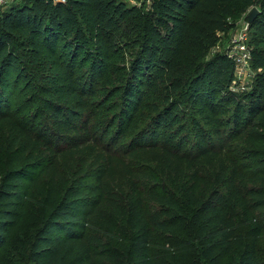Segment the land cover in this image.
<instances>
[{"label": "trees", "instance_id": "16d2710c", "mask_svg": "<svg viewBox=\"0 0 264 264\" xmlns=\"http://www.w3.org/2000/svg\"><path fill=\"white\" fill-rule=\"evenodd\" d=\"M252 7L261 12L252 30L264 24V0H155L147 16L118 0H26L23 7L13 4L0 16L1 79L9 70L21 72V37L54 47L73 31L80 39L82 12L103 45L108 32L122 25L140 28L147 41L137 60V81L127 89V125L130 130L141 127L136 148H101L88 137L72 150H55L42 140L33 141L25 128L19 130L18 142L45 161L41 176L48 200L58 201V220L42 229V235L52 228L61 235L47 247L41 236L33 253L24 248L28 242L11 244L35 182H9L10 194H0V264H223L221 250L237 256L232 264H264L257 246L264 234V175L256 169L264 152L233 143L226 150L224 144L216 148L215 138L205 130L197 131L193 147L184 150L163 130L177 122L185 101H196L207 120L208 108L214 115L221 113L216 86L226 78L230 62L217 55L208 60L207 55ZM67 47L73 50L71 44ZM82 47L78 43L74 51ZM252 56L264 71V56L256 51ZM143 76L153 93H139L135 83ZM235 102L231 99L228 105ZM236 107L238 127L246 115L245 131L238 129L239 135L246 144L248 138L260 139L253 131L264 130V72ZM207 123L211 127L217 122ZM76 164L83 176L69 184L67 173ZM187 228L197 240L193 252L180 247L191 243L171 240ZM160 235L166 236L163 245L156 240Z\"/></svg>", "mask_w": 264, "mask_h": 264}, {"label": "rangeland", "instance_id": "374dc122", "mask_svg": "<svg viewBox=\"0 0 264 264\" xmlns=\"http://www.w3.org/2000/svg\"><path fill=\"white\" fill-rule=\"evenodd\" d=\"M118 1L124 2L129 8H136L144 16L151 13L148 4H140L134 0ZM13 4L23 7L26 0H17ZM251 9L242 15L233 30L221 35L218 46L207 55L208 60L217 55L226 57L230 62L226 78L216 86L218 93L215 96L222 106L221 113L214 115L210 108L206 111L208 120H216L217 123L210 127L196 101H185L177 111V122L163 128L166 134L174 138V146L190 150L196 142L197 131L205 130L215 138L216 148L224 144L226 150L228 144L233 143L245 150L264 152V130L255 129L253 132L260 139L248 138L246 144V137L239 135L238 131L240 128L245 131L246 115L239 127L234 122L237 103L252 91L258 77L264 72L254 65L253 59L245 57V53L254 51L264 56V24L246 30ZM78 20L82 37L76 39L73 31L55 47L41 41L35 44L32 36L21 37L18 42L21 72L18 74L9 70L2 79L0 77V194H10L8 183H15L17 179L25 184L30 182L29 178L35 182L23 220L10 235L11 244L30 243L24 248L29 247L31 253L41 236L45 241L44 247H47L49 244L46 243H50L49 240L53 242L61 235V231L52 228L45 237L42 235V229L46 230L49 224L58 220V201L48 200V189L41 176L45 161L37 153L31 154V147L18 142L19 130L25 128L31 133L33 141L42 140L44 145L55 150H72L88 137L93 138L101 148L114 147L116 150H131L139 143L138 133L141 127L130 130L127 125L128 112L130 113L127 89L137 81V60L143 56L146 35L140 28L122 25L118 31L108 32L110 36L103 45L83 12L78 15ZM78 43L83 47L75 52L74 46ZM68 44L72 45V51L67 47ZM141 70L146 74L145 67ZM147 78L143 76L140 82L135 83L140 87L141 95L148 90L154 92L150 90L151 84ZM231 99H236V102L228 105ZM243 104H247V101H243ZM151 108L154 116L157 110L154 105ZM86 128L88 132L85 133ZM251 128L252 126L248 127L249 130ZM41 150L46 152L45 147ZM258 162L260 165L256 169L264 175V160ZM82 176L81 165L78 164L73 171L67 173L69 184ZM63 192L64 189L60 193L61 198L64 196ZM192 233L187 228L172 236L171 240L178 245L182 242L191 243V246L180 247L193 252V245H197V240ZM156 240L159 245H163L166 236L160 235ZM257 246L260 260L264 261V234L259 238ZM220 255L223 264H232L237 260L236 255L225 254L222 250Z\"/></svg>", "mask_w": 264, "mask_h": 264}, {"label": "built area", "instance_id": "2783aa9c", "mask_svg": "<svg viewBox=\"0 0 264 264\" xmlns=\"http://www.w3.org/2000/svg\"><path fill=\"white\" fill-rule=\"evenodd\" d=\"M17 0H0V16L4 13L5 9L15 3ZM53 2H61V3H67V0H52ZM140 4H148L150 8L152 7V4L155 0H134ZM249 28V25L247 26L246 30ZM246 36V35H245ZM245 57L248 60H252L253 56L251 52L245 53Z\"/></svg>", "mask_w": 264, "mask_h": 264}, {"label": "water", "instance_id": "95a60500", "mask_svg": "<svg viewBox=\"0 0 264 264\" xmlns=\"http://www.w3.org/2000/svg\"><path fill=\"white\" fill-rule=\"evenodd\" d=\"M260 10L258 7H253L249 14H248V25L249 28L255 23L256 19L258 18V16L260 15Z\"/></svg>", "mask_w": 264, "mask_h": 264}]
</instances>
